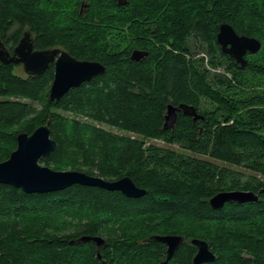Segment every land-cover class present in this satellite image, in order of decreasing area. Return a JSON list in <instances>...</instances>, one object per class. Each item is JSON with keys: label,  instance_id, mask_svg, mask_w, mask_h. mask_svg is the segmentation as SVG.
Wrapping results in <instances>:
<instances>
[{"label": "trees", "instance_id": "trees-1", "mask_svg": "<svg viewBox=\"0 0 264 264\" xmlns=\"http://www.w3.org/2000/svg\"><path fill=\"white\" fill-rule=\"evenodd\" d=\"M220 23L261 42L244 68L221 52ZM23 29L36 49L59 46L105 71L50 101L52 67L21 76L0 64V161L17 134L48 121L56 147L43 165L128 176L145 194L79 184L26 193L0 183V264H160L155 233L206 241L215 259L204 264H264V0H0V39L14 45ZM191 39L231 76L204 68ZM133 47L148 55L129 59ZM168 103L193 105L204 119L178 113L164 129ZM66 111L167 146H144ZM223 190L258 199L212 208L208 199ZM84 234L105 239L100 259L92 243L74 241ZM194 251L185 242L166 264H192Z\"/></svg>", "mask_w": 264, "mask_h": 264}, {"label": "water", "instance_id": "water-1", "mask_svg": "<svg viewBox=\"0 0 264 264\" xmlns=\"http://www.w3.org/2000/svg\"><path fill=\"white\" fill-rule=\"evenodd\" d=\"M84 5V4H83ZM216 42L222 53L228 55L241 68L248 61L247 53L255 54L261 48V42L251 36L239 35L228 23H220L216 32ZM57 59L54 63V74L51 81L48 98L50 101H58L71 88L78 87L82 83L90 81L98 74L105 71V66L95 60H79L72 57L65 50L58 48L33 50V38L30 31H25L13 49L12 55L0 50V61L3 64L22 63L25 73L28 75H40L48 67V63ZM148 55V51L134 49L131 59L140 60ZM178 113L190 116L193 122L204 119L193 105L179 103L166 105L163 128H173L177 121ZM46 124L36 127L30 134L21 132L16 136V148L9 157L0 161V183L9 184L26 193H43L62 190L73 184L84 186H97L109 191H120L128 197H140L145 194V189L135 185L128 177L123 176L115 180H108L97 175L74 169L53 170L39 163L42 157L48 156L56 147V141L50 137V128ZM264 192V188L258 193ZM258 193L250 190H223L214 193L209 199V205L219 209L225 203L255 202ZM155 241L166 244V257L161 264H166L183 241L181 235H152ZM75 242H91L97 249V257H100L99 249L105 245V239L99 235L84 234ZM190 243L196 246V252L192 257V264H203L215 259L206 241L199 238H191Z\"/></svg>", "mask_w": 264, "mask_h": 264}, {"label": "rangeland", "instance_id": "rangeland-1", "mask_svg": "<svg viewBox=\"0 0 264 264\" xmlns=\"http://www.w3.org/2000/svg\"><path fill=\"white\" fill-rule=\"evenodd\" d=\"M87 7V5H86ZM85 7V8H86ZM133 37L132 36H126V39L128 41H130ZM192 42V44L194 42V40H190ZM147 42V41H146ZM194 47V49L192 50L194 53H195V56H197V58H202L203 59V67L204 68H207L208 71H210V73H218V74H226L228 77H230V73L226 72L225 69H224V64L223 66H219V67H216V68H213L210 66L209 64V55L208 53L205 51L204 47H201L199 46L198 44L196 45H192ZM14 72L18 75H21V76H24L25 73L23 71H19L18 69H15ZM13 98V97H12ZM25 100V99H23ZM38 107H40L38 105ZM63 114L65 116H67L69 119H75L79 122H86V123H91L93 125H96V126H99V127H102V128H105L107 130H110V131H113V132H116L118 134H126L128 136H130V138H139V139H142L144 141V146H148L149 144H153V145H156V146H167L165 144V142L161 139H158V138H142L141 136L133 133V132H130V131H126V130H120V129H117V128H114V127H111V126H107L101 122H95V121H92L90 118L84 116V115H79V114H75V113H72L70 111H66V112H63ZM39 163L42 164V162L39 160ZM43 165V164H42ZM94 172H96V170H92Z\"/></svg>", "mask_w": 264, "mask_h": 264}, {"label": "flooded vegetation", "instance_id": "flooded-vegetation-1", "mask_svg": "<svg viewBox=\"0 0 264 264\" xmlns=\"http://www.w3.org/2000/svg\"><path fill=\"white\" fill-rule=\"evenodd\" d=\"M84 4V5H83ZM122 4H124V2L122 3ZM86 5H87V3L85 2V1H81V4H80V7H79V11H80V13H82L83 11H84V9H85V7H86ZM25 31H28L27 29H23L22 31H21V35H20V37L18 38V40H17V42L14 44V45H8V44H6L2 39H0V50L1 49H3V50H5V51H7L10 55H12V53H13V49H14V47L17 45V43L19 42V40L23 37V33L25 32ZM32 35V34H31ZM32 38H33V36H32ZM53 48H58V49H60V50H64V49H62L61 47H59V46H55V47H51V48H49V49H53ZM134 49H139V50H143V51H147L145 48H141V47H133L132 49H131V51H130V54H129V59H131V53H132V51L134 50ZM33 50H41V49H36L35 48V46H34V41H33ZM58 54L59 53H57L56 54V56L54 57V60L53 61H50L49 63H48V67L46 68V70H48L50 67H52V69H53V74H54V63H55V60L57 59V57H58ZM248 54V53H247ZM144 59V58H143ZM131 60H134V59H131ZM141 60V59H140ZM138 61V60H137ZM0 64H3L1 61H0ZM9 64H12L13 65V69L15 70V69H18L19 71H23L24 73H25V71H24V68H23V64L22 63H18V64H13V63H9ZM8 65V64H7ZM45 70V71H46ZM44 71V72H45ZM43 72V73H44ZM28 74L27 73H25V75L24 76H27ZM41 75V74H40ZM52 79H53V77H52ZM52 81V80H51ZM156 234V233H155ZM155 234H151L150 235V237L152 238V235H155ZM166 234H172V235H174V234H176V235H181V234H177V233H161V234H159V235H166ZM181 236H183V235H181ZM185 242H189L190 243V239H186L185 238V236H183V241H182V244H184ZM91 243V242H90ZM161 243V242H160ZM93 244V243H92ZM163 244V246H164V251H163V254H162V256H160L159 257V263L161 264L164 260H165V257H166V248H167V246H166V244H164V243H162ZM181 244V245H182ZM191 244V243H190ZM180 245V246H181ZM192 245V244H191ZM194 246V245H193ZM96 248V247H95ZM194 248H195V251H194V253H193V255L195 254V252H196V246H194ZM179 249V248H178ZM177 249V250H178ZM176 250V251H177ZM176 251L174 252V254L176 253ZM96 253H97V249H96ZM173 254V255H174ZM173 255H172V257H173ZM193 255H192V257H193ZM171 257V258H172ZM99 259L101 258V255H100V257H98ZM170 258V259H171ZM169 259V260H170ZM169 260H168V262H169ZM191 262H192V258H191ZM205 263H207V262H205ZM204 264V263H203Z\"/></svg>", "mask_w": 264, "mask_h": 264}]
</instances>
